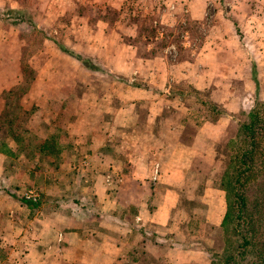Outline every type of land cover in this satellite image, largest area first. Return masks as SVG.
Listing matches in <instances>:
<instances>
[{
    "label": "rangeland",
    "instance_id": "1",
    "mask_svg": "<svg viewBox=\"0 0 264 264\" xmlns=\"http://www.w3.org/2000/svg\"><path fill=\"white\" fill-rule=\"evenodd\" d=\"M17 4L13 11H0V21L22 27L9 34L7 43L9 63L12 59L19 62L21 78L1 95L0 264L61 263L64 239L55 226H62L72 214L79 216L87 201V174L79 159V144L63 128L80 110L76 99L86 95L91 105L98 96L107 100L103 105H111L112 99L118 103L129 86L123 75L131 60L156 57L165 66L189 62L207 40L213 23H223L221 19L231 20L233 38L224 36L217 63L205 59L208 72L194 77L205 87L196 90L187 80L169 77L164 90L156 91L170 100L161 112L162 129L167 130L166 120L171 122L169 128L180 131L177 140L183 144H189L195 131L202 129L199 147L204 152L205 124L220 120L222 129L210 147L215 167L200 161V168L192 171L189 186L181 190L174 221L184 249L200 253L185 264H223L233 255L231 264H264L256 256L264 249V184L250 185L245 194V216L252 227L235 222L232 197L225 224L208 225L203 215L208 205L199 199L204 195L205 200L213 199L207 186L216 187L222 191L218 195L225 213L226 193L221 186L238 123L247 119L255 102L264 101V0H18ZM201 7L204 18L197 23L191 10L195 13ZM38 67L42 81L50 86L28 92ZM143 81L138 76L132 86L141 87L146 84ZM82 82L87 83L84 89L78 87ZM36 95H61L64 100L40 104L37 98L33 100ZM40 109L44 116L50 112L54 117L44 124L49 129L44 138L31 131L37 127L32 114ZM135 110L142 122L145 103L136 102ZM229 183L232 193L230 179ZM28 191L37 195L36 203L24 198ZM88 205L95 209V201ZM120 211L126 212L122 215L126 220L133 214L131 206ZM218 215L215 207L208 212L212 220ZM242 235L251 239V245L236 251ZM162 237L165 245L174 240L170 234ZM133 242L123 251L125 262L118 264H163L154 262L162 256L144 254L139 241Z\"/></svg>",
    "mask_w": 264,
    "mask_h": 264
},
{
    "label": "crops",
    "instance_id": "2",
    "mask_svg": "<svg viewBox=\"0 0 264 264\" xmlns=\"http://www.w3.org/2000/svg\"><path fill=\"white\" fill-rule=\"evenodd\" d=\"M17 1L0 0V11L15 10L18 8ZM191 15L199 23L204 18L202 7L195 13L191 10ZM221 21L223 23H213L207 40L189 62L165 66L156 57L131 60L130 69L123 75L128 77L126 83L129 86H126L118 103L112 99L111 105H103L106 99L98 96L91 105H88L86 95L76 99L80 103V110L74 113L75 118L66 120L63 128L65 135L79 144V159L87 174L84 185L87 191L84 199L87 201L79 216L72 214L62 226H55L57 233L64 239L60 264L125 262L123 251L134 244V239L139 241L138 245L144 254L148 253L154 258L158 255L163 257L161 260L155 258L156 263L185 264L187 260L200 256L199 252H194L195 249L185 250L181 244L174 212L177 202L182 198L181 190L189 186V177L192 178L194 169L200 168V161H205L211 168L215 167L216 160L210 147L221 136L220 120L207 122L204 126L206 151L202 152L199 147L202 129L195 131L189 144H183L177 140L180 131L174 126L169 128L171 122L166 120L167 130L162 129L161 112L170 106V100L156 91L164 90L169 77L187 80L196 90L205 87L194 77L208 72L205 59L217 63V52L221 51L223 42H226L224 36L228 40L233 38L230 32L231 20ZM18 27L22 30L19 25L0 21V112L4 104L1 95L16 86L21 78V72L17 69L19 62L12 59L9 63L7 49L8 36ZM140 70H143L142 75ZM33 73L28 92L40 89V86H50L48 81H42L41 68H35ZM137 75L144 77L143 82L146 84H141V87L132 86ZM78 87L84 89L87 83H78ZM59 97L36 95L33 100L37 98L40 104L46 102L51 105L52 99L64 100ZM140 101L146 107L142 122L137 120L135 110L136 102ZM32 119L37 127L31 131L39 138H44L49 131L44 124L48 125L54 117L50 112H47V117L44 116L40 109L32 114ZM169 138L171 141H167ZM124 168L126 171L122 173ZM207 187L213 199L207 197L205 200V195L199 196V199L208 205L206 212L203 211L205 222L216 227L220 225L224 214L223 198L218 195L222 191L216 187ZM206 191L207 188L203 189L202 194ZM92 200L95 201V209L88 205ZM129 206L133 208V214L126 220V216H122L126 212L120 210H128ZM213 207L219 215L212 220L208 212ZM165 234L174 238L169 245H165L167 240L162 237ZM130 263L134 264L132 261Z\"/></svg>",
    "mask_w": 264,
    "mask_h": 264
},
{
    "label": "trees",
    "instance_id": "3",
    "mask_svg": "<svg viewBox=\"0 0 264 264\" xmlns=\"http://www.w3.org/2000/svg\"><path fill=\"white\" fill-rule=\"evenodd\" d=\"M229 152L230 158L224 175L225 184L221 186L226 193L227 209L220 224L223 226L227 221L232 197L235 222L241 220L244 221L243 226L252 227L249 216H245V194L248 193L247 187L250 185L256 184L260 187L264 184V101L255 102L247 119L238 123L237 134ZM229 179L231 180L232 193H230ZM261 196V203L264 204V185L261 189ZM240 241L241 244L236 248V251L251 245V239L244 235L241 236ZM256 256H261L264 260V249ZM233 259L234 255L231 258L227 257L223 264H231Z\"/></svg>",
    "mask_w": 264,
    "mask_h": 264
},
{
    "label": "built area",
    "instance_id": "4",
    "mask_svg": "<svg viewBox=\"0 0 264 264\" xmlns=\"http://www.w3.org/2000/svg\"><path fill=\"white\" fill-rule=\"evenodd\" d=\"M24 198L31 203H36L37 195L34 194L32 191H28L27 193H25Z\"/></svg>",
    "mask_w": 264,
    "mask_h": 264
}]
</instances>
